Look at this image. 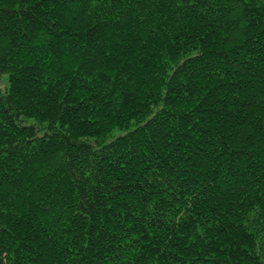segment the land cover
Returning <instances> with one entry per match:
<instances>
[{
	"label": "trees",
	"instance_id": "trees-1",
	"mask_svg": "<svg viewBox=\"0 0 264 264\" xmlns=\"http://www.w3.org/2000/svg\"><path fill=\"white\" fill-rule=\"evenodd\" d=\"M0 264H264V0H0Z\"/></svg>",
	"mask_w": 264,
	"mask_h": 264
}]
</instances>
